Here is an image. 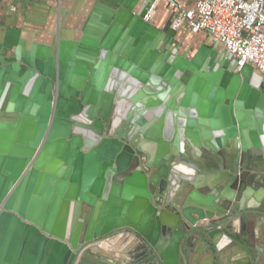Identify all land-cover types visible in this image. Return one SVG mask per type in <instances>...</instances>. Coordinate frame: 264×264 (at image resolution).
Listing matches in <instances>:
<instances>
[{"label":"water","instance_id":"water-1","mask_svg":"<svg viewBox=\"0 0 264 264\" xmlns=\"http://www.w3.org/2000/svg\"><path fill=\"white\" fill-rule=\"evenodd\" d=\"M153 2L94 0L45 42L0 20V264H260L264 78L218 42L182 51Z\"/></svg>","mask_w":264,"mask_h":264},{"label":"built area","instance_id":"built-area-1","mask_svg":"<svg viewBox=\"0 0 264 264\" xmlns=\"http://www.w3.org/2000/svg\"><path fill=\"white\" fill-rule=\"evenodd\" d=\"M168 1L177 9L172 28L206 33L232 53L237 69L250 63L264 78V0H195L185 9Z\"/></svg>","mask_w":264,"mask_h":264},{"label":"crops","instance_id":"crops-1","mask_svg":"<svg viewBox=\"0 0 264 264\" xmlns=\"http://www.w3.org/2000/svg\"><path fill=\"white\" fill-rule=\"evenodd\" d=\"M94 0H0V20L6 19L11 24L22 25L23 28L38 32L40 40L46 41L48 34L55 30L60 31L63 36L74 35L84 22L85 13L89 11ZM179 8L185 9L192 6L195 0H176ZM157 5L160 9L156 14L155 23L161 25L170 21L176 15L177 9L168 0H159ZM46 36H44L45 34ZM246 232L248 239L258 248L255 249L259 255L260 264H264V222L254 223L246 221ZM252 232L254 236H252ZM251 233V234H250ZM125 243L123 239H113L110 243L118 257H125ZM115 244V245H114ZM254 246V245H252ZM111 255L110 250H107ZM225 255V264H246L248 256L230 254L229 249L223 247L221 250ZM124 260H122L123 264Z\"/></svg>","mask_w":264,"mask_h":264},{"label":"flooded vegetation","instance_id":"flooded-vegetation-1","mask_svg":"<svg viewBox=\"0 0 264 264\" xmlns=\"http://www.w3.org/2000/svg\"><path fill=\"white\" fill-rule=\"evenodd\" d=\"M82 107H84V105H82ZM82 110H80L79 111V114H80V112H81ZM52 115H53V112L51 113V117H52ZM70 116H72V115H70ZM70 118V117H69ZM96 119H101V121H102V123H104V124H106V122L104 121V119H102V118H99V117H95L94 118V120H96ZM101 137L102 138H104V137H115V135L114 134H108V133H106V127H104L103 129H102V134H101ZM67 140L69 139V138H66ZM119 140L122 142V144L123 145H125V144H129V142L126 140V138L125 137H119ZM132 146V145H131ZM133 148H134V146H132ZM133 155H137L136 154V152H134L133 153ZM132 163V161L130 160V164ZM134 169H137L138 171L140 170V171H144L145 172V174H146V176H147V179H148V181L150 180V178L156 173V171H157V168L156 167H154V166H147V164H146V158L143 156L142 158H139V161H138V165L134 168V166H133V170ZM24 176V172L20 175V177L16 180V182L15 183H13L12 184V186L9 188V190H8V192L10 193V192H12V190L19 184V182L21 181V179H22V177ZM161 180H166L167 182H169L170 180H169V178L167 177V173H161V174H159V177H158V179H157V183H160L161 182ZM173 187H175V186H173ZM173 187H171V184H167L166 185V188H165V190H164V193L166 194H159V196L162 198H164L165 196L166 197H170V195H171V190H172V188ZM152 194V198H155V196L156 195H158V184H156V186H155V190H154V192L153 193H151ZM77 199V197H75V200ZM166 209H169V210H175V208H174V206L172 205V204H170V203H168V202H166L165 203V206H164ZM1 210H3V208H2V206H0V211ZM244 225H245V227H246V222H244ZM124 234L125 232L124 231H121V232H117V233H115V234H112V235H110V239H109V241H110V243L113 241V239H120V238H122V236H120L119 238H117V234Z\"/></svg>","mask_w":264,"mask_h":264},{"label":"rangeland","instance_id":"rangeland-1","mask_svg":"<svg viewBox=\"0 0 264 264\" xmlns=\"http://www.w3.org/2000/svg\"><path fill=\"white\" fill-rule=\"evenodd\" d=\"M159 9H160V5H157L155 8L156 12H158ZM177 40H179V39H177ZM179 42H180V49L182 51L189 48L188 49L189 54L194 53L202 42H205L208 45L213 44L211 37L206 35L203 32L196 33V34H194V37H190L185 41H179Z\"/></svg>","mask_w":264,"mask_h":264},{"label":"trees","instance_id":"trees-1","mask_svg":"<svg viewBox=\"0 0 264 264\" xmlns=\"http://www.w3.org/2000/svg\"><path fill=\"white\" fill-rule=\"evenodd\" d=\"M206 34V33H205ZM207 35V34H206ZM179 41H185L190 37H194V34L190 33L188 30L180 28L176 32V36ZM197 37V36H196Z\"/></svg>","mask_w":264,"mask_h":264}]
</instances>
